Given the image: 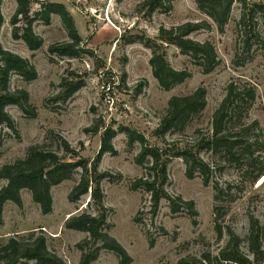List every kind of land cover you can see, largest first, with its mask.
Wrapping results in <instances>:
<instances>
[{"label":"rangeland","instance_id":"374dc122","mask_svg":"<svg viewBox=\"0 0 264 264\" xmlns=\"http://www.w3.org/2000/svg\"><path fill=\"white\" fill-rule=\"evenodd\" d=\"M149 1L30 0L29 16H37L33 31L43 40L41 48L31 52L22 40L12 37L11 19L17 8L16 1L2 0L1 45L29 60L38 77L30 83L17 75L11 78V90L25 89L37 116L29 119L18 107L7 108L17 132L13 134L4 129L8 136L0 146V170L24 158L27 148L34 144H46L69 162L84 159L90 170L101 148L104 131L111 128L116 132L112 145L117 155L105 153L98 164V173L106 175L100 181L103 194L100 213L106 216L105 232L127 251L131 264H179L182 259L200 258L206 252L216 255L228 241V229L240 238L241 252L252 260L246 238L251 218L264 227V175L254 183L248 179L246 173L251 170L248 157L242 159L240 167L222 163L220 174L217 173V178L213 177L208 186L203 185L199 176L188 179L183 160L172 159L167 168L165 190L171 197L193 201L197 216L190 217L185 210L172 213L165 199L153 216L150 196L143 190L131 189V184L141 178L145 170L135 163L140 145L130 146L125 131L131 129L140 133L150 146L160 149H164L166 143H192L210 130L212 115L224 97V89L235 80L256 88V101L248 112L247 122L257 123L251 136L258 140L260 148L264 142V17L260 13L254 15L255 37H246L248 27L245 29L244 25L248 23L241 22L243 7L239 2L233 4L229 21L220 33L212 20L198 10L194 0H175L169 11L158 8L152 13L148 10ZM50 2L63 4L70 13L81 37L78 57H60L48 52L51 45L71 41L58 15L51 14L49 24L40 19L43 6ZM246 3L247 9L262 4L260 0H246ZM188 22L209 24V29L196 31L189 38L210 43L217 54L218 65L205 74L176 46L163 44L170 66L189 74L182 84L164 91L152 75L151 51L143 41L149 39L160 44L161 27L170 29ZM25 24L21 19L17 27L21 29ZM101 70L115 77L116 99L112 111L103 102L101 83L97 79ZM63 82L66 84L62 85ZM76 84L80 89L65 99L66 87ZM198 88L206 91L203 113L187 127L184 135L168 133L161 137L157 131L169 99L189 95ZM63 144L72 152L65 151ZM200 157L207 162H219L209 153L202 152ZM254 158L257 162L252 170H257L264 164V152H254ZM81 173L78 169L72 180L51 189L53 211L49 215L41 213L28 190L21 192V206L6 203L0 223V243L5 244L11 238L43 236L48 250L65 264H79L82 253L79 244L88 234L66 228V222L70 216L84 211L97 214L92 206L87 207L92 184L79 201L69 199ZM215 182L232 187V198L218 203L224 210L219 221L223 226L220 239L215 231ZM5 184L6 181L0 180V189ZM261 244L264 249V240ZM100 246L101 243H97L96 247ZM91 264H119V259L113 252L99 249L97 259Z\"/></svg>","mask_w":264,"mask_h":264},{"label":"trees","instance_id":"16d2710c","mask_svg":"<svg viewBox=\"0 0 264 264\" xmlns=\"http://www.w3.org/2000/svg\"><path fill=\"white\" fill-rule=\"evenodd\" d=\"M17 8L11 19L12 37L22 40L31 52L39 50L43 40L34 33L33 23L37 16L30 18V0H15ZM175 0H150L148 2L149 13L158 8L164 11L171 9ZM198 10L210 18L216 25L217 30L223 32L227 25L233 4L239 2L243 7L241 22L248 24L245 29L246 37H255L253 28L254 15L260 13L264 17V0L262 4H256L253 9H247L246 0H194ZM2 0H0L1 6ZM58 15L71 39L70 42L51 45L48 52L60 57L75 58L81 53L79 45L81 37L78 34L73 19L63 4L49 3L43 6L40 19L49 24L50 15ZM24 19L26 24L19 29L17 24ZM4 24V18L0 10V31ZM206 22L185 23L177 27L167 29L161 27L156 44L153 40L143 41L144 46L151 51L149 65L152 75L164 91H170L175 86L182 84L189 74L186 71L174 70L166 59L163 44L173 45L179 49L182 55L190 57L193 63L199 66L203 73H211L218 65V58L214 47L206 42L199 43L189 36L201 29H209ZM251 39V38H250ZM13 75L19 76L23 81L30 83L37 79L38 74L35 66L29 60L2 47L0 42V146L8 136L4 129L11 133L17 132L15 122L7 108L18 107L29 119H35L36 109L30 103V95L25 89L11 90L10 83ZM66 83L63 82L62 85ZM80 85H69L65 89V99L80 89ZM256 101V88L254 85L231 80L224 89V97L214 111L211 119V127L207 133L200 136L192 143L181 144L179 141L166 143L164 149L150 146L145 137L140 133L126 129L128 144L140 145L139 154L135 158L138 166L144 167L145 174L131 184L132 190H143L150 196L151 214L158 212L160 202L165 199L169 202L172 213L181 210L187 211L190 217L197 216L193 201H185L180 197H171L167 194V168L174 158H181L186 167L188 179L199 176L204 186L211 183V179L221 172V164L227 163L240 167L242 159L247 156L250 160L249 169L255 167L257 158L254 152H264V142L257 147L258 140L253 139L251 134L257 126L256 122L248 123V112ZM206 91L198 88L189 95L173 96L169 99L167 110L162 116L157 133L164 137L168 133L184 135L187 127L198 118L206 107ZM199 132V131H198ZM116 132L111 128L104 131L101 148L97 153L91 168L84 159L69 162L63 155L60 156L46 144H34L27 148L24 158L17 159L11 164L4 165L0 170V180L6 184L0 189V223L2 222L3 207L11 202L17 206L22 205L21 192L28 190L33 201L39 206L43 215H49L53 211V198L51 189L61 183L72 180L78 169L82 170L80 180L69 194L71 202H77L88 193L91 186V196L87 207L92 206L96 215L84 211L76 216H70L66 222V228L88 234L80 244L82 252L79 264H91L97 259L99 249L113 252L119 259V264H131L132 259L127 251L113 237L105 232L106 216L101 214L103 209V194L100 189V181L106 175L98 173V164L105 153L117 155L112 145ZM65 151L72 152L67 144ZM183 145V146H181ZM209 153L211 157L218 158L219 162H207L200 157V153ZM250 170V171H251ZM246 173L248 179L254 183L264 175V164L260 168ZM217 178V177H216ZM215 191L214 206L215 231L218 239L223 236V226L219 222L223 216V207L218 203L224 198H232V187L229 184H213ZM195 223V222H194ZM228 241L215 255L212 252L203 253L200 258L188 257L180 260L179 264H264V249L261 244L264 240V227L251 218L247 242L253 255L251 260L240 250V238L231 230H227ZM97 243H101L97 248ZM92 246L93 248H89ZM65 264V262L48 250L43 236L34 238H11L7 243H0V264Z\"/></svg>","mask_w":264,"mask_h":264},{"label":"built area","instance_id":"2783aa9c","mask_svg":"<svg viewBox=\"0 0 264 264\" xmlns=\"http://www.w3.org/2000/svg\"><path fill=\"white\" fill-rule=\"evenodd\" d=\"M97 79L101 83L103 102L110 111L115 107V77L109 76L107 70L99 71Z\"/></svg>","mask_w":264,"mask_h":264}]
</instances>
